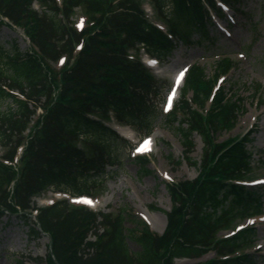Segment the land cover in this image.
Segmentation results:
<instances>
[{"label": "trees", "instance_id": "16d2710c", "mask_svg": "<svg viewBox=\"0 0 264 264\" xmlns=\"http://www.w3.org/2000/svg\"><path fill=\"white\" fill-rule=\"evenodd\" d=\"M34 1L0 0V17L23 30L31 42L26 53L0 52V102H11L8 110H0V217L19 214L29 221L36 210L29 229L33 237L41 232L50 237L46 264H174L211 251L215 257L201 264H256L250 254L236 252L254 242L252 228L229 238L218 236L232 219L259 211L261 199L255 189L231 182L250 166L244 147L250 140L243 136L215 142L217 132L233 126L241 110L240 98L228 97L224 88L209 101L215 79L232 66L227 57L215 63L214 78L193 65L182 101L167 115L170 124H178L185 160L196 166L189 156L196 134L204 143V155L197 179L165 184L172 205L162 235L125 209L93 213L67 200L42 208L32 201L48 190L72 196L102 192L111 172L107 168L120 167L117 154L127 144L104 123L112 118L139 136L150 135L159 117L153 100L165 86L138 58H129V51L142 48L163 58L173 46L171 36L203 31L206 8L217 10L214 0H148L165 30L145 18L140 0H61L59 5L37 0L41 12L32 8ZM223 1L245 15L233 7L239 0ZM80 7L88 21L78 32L70 19ZM3 25L11 27L0 20ZM204 41L213 43L206 35ZM62 55L65 64L53 69L51 62ZM5 88L19 91L26 100ZM37 108L43 113L35 120ZM20 146L23 152L15 163ZM136 161L140 174L150 173L145 157ZM128 223L135 225L128 228ZM97 225L104 228L101 235L83 245ZM130 242L139 248L133 251Z\"/></svg>", "mask_w": 264, "mask_h": 264}, {"label": "rangeland", "instance_id": "374dc122", "mask_svg": "<svg viewBox=\"0 0 264 264\" xmlns=\"http://www.w3.org/2000/svg\"><path fill=\"white\" fill-rule=\"evenodd\" d=\"M140 2L145 6L146 0H140ZM233 6L238 7L245 15L239 16L238 13L229 11V21L232 22L229 27L224 22L213 18V21L219 24L217 29L220 35L205 20L203 31L193 29L189 34L180 36L166 58L159 61L157 68L151 69L156 78L167 86L162 87L160 95L153 100L155 110L159 114L155 121V130L151 135L154 146L150 152L142 154L148 158L147 167L150 173L140 174L141 167L134 160L137 154L132 148L139 141V136L131 128L123 127L128 135L124 137L128 146L119 148L117 155L120 157V167H109L111 172L104 178L105 188L97 201L99 205L93 210L110 213L124 208L126 213L130 212L137 218L148 222L150 227H154L155 232L165 228L167 223L165 212L169 211L171 206L165 183L197 178L204 155V143L196 134L193 139L195 146L189 155L193 162H197L196 166L184 160L187 155L186 145L176 129L177 124L171 125L164 119L165 109L162 108V99L169 92L167 87L174 85V75L181 68L190 69L192 65L197 64L205 68L207 77L212 78L218 57L224 55L231 58L233 66L224 77L220 78V85L228 97L234 95L241 99V110L237 115L238 122H235L228 130L217 132L216 142H223L228 138H239L249 132V138L253 141L246 146V149L251 152V168L248 174L240 180L244 179L245 183L256 180V178H258L257 181H264V165L261 163L264 158V0H239ZM34 8L38 9L37 3L34 4ZM82 15L81 9L77 10L72 19L73 22L76 23L80 18L84 21ZM148 17L152 23L164 25L153 15L148 14ZM206 34L210 37L214 36L212 44L202 39ZM196 39H200L202 45L198 46L191 42ZM28 47L29 42L22 35V31L16 28L12 30L5 26L0 28V52L5 53L15 49L26 53ZM135 56L143 58V52L140 50ZM53 66L59 68L58 64ZM258 86L261 88V96L256 95L255 90ZM180 101L181 93L177 95L174 103ZM10 103L9 100L1 101L0 110H8ZM161 111L164 112L163 115L160 114ZM38 112L40 110H37ZM261 195L263 196L260 205L261 216L256 217L253 222L255 224L253 226L254 239L257 241L254 247L250 246L245 249L254 256L256 264H264V186L261 189ZM66 197H68L67 194L48 190L32 201L37 206L45 207L57 199H66ZM71 204L74 205V202ZM152 206L157 209L151 210ZM31 221L34 222V219L26 221L19 214H3L0 217V264H18L19 262L45 264L44 257L49 252L50 240L43 233L33 237L29 229L33 227ZM229 224L231 226L226 228V231H221L219 235L228 233L233 222ZM133 225L135 224H126L128 228ZM100 231L99 228L98 232ZM90 236L93 237L92 233ZM129 245L133 251L139 248L133 242ZM211 257L213 253L200 257V259L179 258L174 260V264H200Z\"/></svg>", "mask_w": 264, "mask_h": 264}, {"label": "bare ground", "instance_id": "6f19581e", "mask_svg": "<svg viewBox=\"0 0 264 264\" xmlns=\"http://www.w3.org/2000/svg\"><path fill=\"white\" fill-rule=\"evenodd\" d=\"M148 62L149 63H152V64H154L155 65V62L153 61V60H148ZM186 69L187 68H185V67H183V68H181V70H180V72H179V75H178V77H179V80H177L176 82H175V89L176 90H179V88H181V82H182V77L180 76V74L181 73H185L186 72ZM177 96H176V94L174 95V96H172V100H174L175 98H176ZM115 128H116V130H117V132H119L121 135H123V136H125V137H128V135H126V132L123 130V128H121V127H116L115 126ZM152 145H154V142L152 141ZM86 201H90L89 199L88 200H86ZM85 201V202H86ZM91 203H88V205L90 204L92 207H96V206H98V204H96L95 202H92V201H90ZM87 203V202H86ZM145 214V213H144ZM147 215V214H146ZM146 218H147V216H146ZM152 225V224H151ZM152 229L153 230H155L154 229V227L152 226ZM158 232H161V229L160 230H158Z\"/></svg>", "mask_w": 264, "mask_h": 264}, {"label": "snow or ice", "instance_id": "6c2138e0", "mask_svg": "<svg viewBox=\"0 0 264 264\" xmlns=\"http://www.w3.org/2000/svg\"><path fill=\"white\" fill-rule=\"evenodd\" d=\"M183 73L180 74L182 77ZM179 79V77H178ZM171 102V98H169V104ZM167 110V109H166ZM150 144V141H145L144 144H142L140 147L137 148V152L146 151L148 150V145ZM87 203H91L90 201H86Z\"/></svg>", "mask_w": 264, "mask_h": 264}]
</instances>
